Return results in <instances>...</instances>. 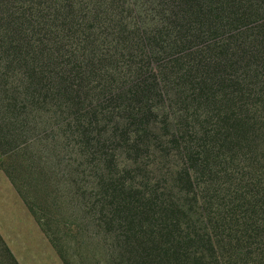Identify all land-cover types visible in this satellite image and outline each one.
I'll return each instance as SVG.
<instances>
[{"label": "trees", "instance_id": "16d2710c", "mask_svg": "<svg viewBox=\"0 0 264 264\" xmlns=\"http://www.w3.org/2000/svg\"><path fill=\"white\" fill-rule=\"evenodd\" d=\"M0 170L61 264H264V0H0Z\"/></svg>", "mask_w": 264, "mask_h": 264}, {"label": "crops", "instance_id": "0c3cea01", "mask_svg": "<svg viewBox=\"0 0 264 264\" xmlns=\"http://www.w3.org/2000/svg\"><path fill=\"white\" fill-rule=\"evenodd\" d=\"M1 171V170H0ZM22 227L27 226L30 230H37L34 234H20ZM37 224V225H36ZM1 226H9L8 232L3 233ZM28 210L22 198L12 185L11 181L3 171L0 172V235L17 259L19 264H61V259L51 245L46 234ZM38 232V233H37ZM25 238L39 239L37 252L42 253L44 261L34 259L29 248L23 242ZM36 252V253H37Z\"/></svg>", "mask_w": 264, "mask_h": 264}, {"label": "rangeland", "instance_id": "374dc122", "mask_svg": "<svg viewBox=\"0 0 264 264\" xmlns=\"http://www.w3.org/2000/svg\"><path fill=\"white\" fill-rule=\"evenodd\" d=\"M1 172V171H0ZM37 225V224H36ZM8 227L9 226H1V229L3 231V233H7L8 232ZM20 229L22 231H20V234H34L33 232L37 231V230H30L29 227L27 226H24L22 227V224L19 225ZM34 227V226H33ZM35 229H38L39 230V227H34ZM38 233V232H37ZM39 239H32V238H25V241L23 242L25 245H27V247L29 248L30 250V254L33 256V255H36L34 257L35 260L37 261H44V256L42 255L43 252L39 253L37 252L38 248H37V244H39ZM72 245L74 246V243H72ZM37 252V253H36ZM71 252H73V248H71Z\"/></svg>", "mask_w": 264, "mask_h": 264}]
</instances>
